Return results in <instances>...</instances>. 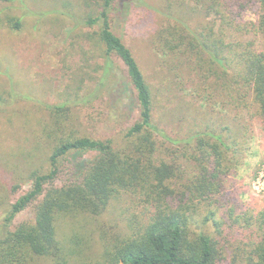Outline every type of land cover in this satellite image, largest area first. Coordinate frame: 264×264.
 <instances>
[{
    "label": "trees",
    "instance_id": "1",
    "mask_svg": "<svg viewBox=\"0 0 264 264\" xmlns=\"http://www.w3.org/2000/svg\"><path fill=\"white\" fill-rule=\"evenodd\" d=\"M123 1H91L98 10L84 21V26L93 30L83 34V39L90 42L96 58L104 60L95 68L102 74L95 89L85 95L80 93L90 75L79 74V85L72 87L75 100L47 106L49 121L44 137L50 147L48 170L31 171L32 188L9 204L0 228V264H33L39 258L52 264H239L237 255L228 262L215 236V232L222 233L226 223L222 224L217 214L227 201L225 179L234 166L228 153H236L238 142H227L215 128L181 141L154 124V89L132 50L113 30V15L127 4ZM165 7L164 16L169 6ZM169 8L178 10V18L158 30L157 50L164 61L194 66L199 91L209 93L212 99L228 96L238 110L239 121L248 116L264 125V0H180ZM249 10L257 12V21L243 23V15ZM216 18L222 29L241 35L254 33L262 48L254 41L228 44L225 33L221 37L215 28ZM196 19L201 24L195 25ZM205 22L210 25H203ZM3 26L20 31L23 23L17 17H0V28ZM116 58L126 66L137 93L139 119L121 142L83 136L70 126L72 106L88 105L101 97ZM237 127L244 129V135L250 125L239 122ZM223 129L231 133L229 126ZM90 153L96 156L83 160ZM76 156L78 162L72 159ZM65 167L73 177L56 186ZM20 188L19 184L0 186L5 196ZM125 194L143 204L145 217L130 223L126 230L112 228L111 236L102 230V252L91 262L95 229L89 233L87 227L100 226L111 204ZM3 201L0 194V206ZM34 204L35 219L10 229L16 217ZM202 205L206 214L201 212ZM230 215L235 226L243 220L258 235L242 264H264V209ZM71 224L72 233L67 236L63 227ZM211 226L215 229L212 232Z\"/></svg>",
    "mask_w": 264,
    "mask_h": 264
},
{
    "label": "rangeland",
    "instance_id": "2",
    "mask_svg": "<svg viewBox=\"0 0 264 264\" xmlns=\"http://www.w3.org/2000/svg\"><path fill=\"white\" fill-rule=\"evenodd\" d=\"M91 1L95 3V0L0 2V17H17L23 23L20 31L4 26L0 28V186H21L18 192H9L7 196L0 190L4 200V205L0 206V228L9 204L32 188L31 171L48 170L47 153L50 147L44 137L49 121L47 106L73 102L72 87L79 85V74L90 75L84 81L86 87L80 95L93 91L102 74V71L95 72V68L97 64L103 65L104 60L96 58L90 42L83 39V34L93 30L84 26V21L98 10ZM174 1L180 0H124L123 3L127 4L113 15V30L132 50L154 89L153 118L158 128L181 141L189 139L194 133L215 128L225 135L227 142H238V147L234 149L236 153H228L229 159L234 160V166L225 179L227 201L217 214L218 220L226 223L222 225V233L215 232V236L228 262L231 263L237 255L239 264H242L258 235L248 229L243 220L241 225L235 226L230 212L236 217L248 211L257 213L264 209V125L248 116L239 121L238 110L229 103L228 96L221 94L212 99L209 93L199 91L200 80L194 66L164 61L156 41L161 26L177 21L178 10L169 8ZM167 5L169 7L164 16ZM211 18L215 20V17ZM216 20L215 28L221 37L222 32L225 33L228 44L239 40L245 43L254 41L257 48H262L263 44L254 33L241 35L232 29H222L219 20ZM242 20L243 23L257 21V12L247 11ZM200 21L194 20L195 25L201 24ZM207 24L210 25L207 22L203 25ZM139 115L137 93L127 68L116 58L108 87L91 104L72 106L70 126L83 136L121 142L127 130L138 121ZM239 122L243 126L250 125L244 135L242 126L237 127ZM226 126L231 128V133L223 132ZM95 156V153L86 154L83 160ZM72 159L78 162L79 157ZM72 177L69 169H64L56 180V186L68 183ZM203 211L206 214L204 205ZM145 213L143 204L131 194L114 201L109 212L101 218L100 226L87 227L89 233H92L91 228L95 229L89 251L90 261L94 262L102 252V230L111 236L112 228L126 230L130 223L144 218ZM34 219L35 204L20 213L10 229L15 230L21 223ZM209 230L212 232L215 229L211 226ZM63 232L70 235L72 224L65 225ZM33 264L52 262L39 258Z\"/></svg>",
    "mask_w": 264,
    "mask_h": 264
}]
</instances>
